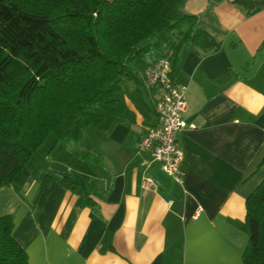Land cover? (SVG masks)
I'll return each instance as SVG.
<instances>
[{"label": "crops", "instance_id": "crops-1", "mask_svg": "<svg viewBox=\"0 0 264 264\" xmlns=\"http://www.w3.org/2000/svg\"><path fill=\"white\" fill-rule=\"evenodd\" d=\"M177 10L222 42L212 54L184 46L173 66L175 81L188 87L184 120L196 125L179 135L183 183L158 164L140 165L150 153L138 142L157 119L152 96L123 79L126 112L109 131L89 128L78 149L51 150L48 137L25 185L0 188V217L14 214L12 235L29 264H243L248 235L234 222L245 220L246 198L264 179V166L256 171L264 158V0H183ZM86 150L93 160L76 154ZM47 175L49 196L35 216ZM65 175L83 187L96 183L100 215L60 183ZM108 230L114 250L102 252Z\"/></svg>", "mask_w": 264, "mask_h": 264}, {"label": "trees", "instance_id": "trees-1", "mask_svg": "<svg viewBox=\"0 0 264 264\" xmlns=\"http://www.w3.org/2000/svg\"><path fill=\"white\" fill-rule=\"evenodd\" d=\"M183 0H0V188L20 190L28 163L49 136L52 148L79 142L89 128L107 132L126 104L123 79L141 86L140 73L158 59L191 46L202 54L222 42L195 15L177 10ZM94 159L95 151L76 152ZM95 162V161H94ZM264 166V158L257 170ZM47 175L34 202L38 216L49 196ZM60 183L83 196L100 215L94 181L71 175ZM234 224L248 235L243 264H264V179L246 198V217ZM14 214L0 217V264H29L12 235ZM107 231L102 252L113 251Z\"/></svg>", "mask_w": 264, "mask_h": 264}, {"label": "built area", "instance_id": "built-area-1", "mask_svg": "<svg viewBox=\"0 0 264 264\" xmlns=\"http://www.w3.org/2000/svg\"><path fill=\"white\" fill-rule=\"evenodd\" d=\"M139 77L143 89L152 96L157 119L155 125L145 128L138 142V151L150 153V159L142 161L140 165L148 169L158 164L163 173L175 183L182 184L185 175L181 168L184 151L179 135L187 127L196 129V125H188L184 120L188 109V87L175 81L170 54L150 64ZM154 185L153 178L146 175L144 186L153 188ZM200 212L201 209H198L194 217Z\"/></svg>", "mask_w": 264, "mask_h": 264}, {"label": "rangeland", "instance_id": "rangeland-1", "mask_svg": "<svg viewBox=\"0 0 264 264\" xmlns=\"http://www.w3.org/2000/svg\"><path fill=\"white\" fill-rule=\"evenodd\" d=\"M54 141V137L51 135L49 136V140L47 141V143H52ZM84 143V140L81 142V144ZM49 145V144H48ZM69 147H71L72 149H78L79 145H80V141L79 142H70L69 144H67ZM45 163V162H44ZM45 165H47L45 163Z\"/></svg>", "mask_w": 264, "mask_h": 264}]
</instances>
